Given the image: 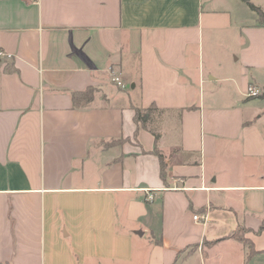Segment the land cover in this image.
I'll list each match as a JSON object with an SVG mask.
<instances>
[{"label": "crops", "instance_id": "crops-1", "mask_svg": "<svg viewBox=\"0 0 264 264\" xmlns=\"http://www.w3.org/2000/svg\"><path fill=\"white\" fill-rule=\"evenodd\" d=\"M0 49V264H264L243 0H0Z\"/></svg>", "mask_w": 264, "mask_h": 264}, {"label": "trees", "instance_id": "trees-1", "mask_svg": "<svg viewBox=\"0 0 264 264\" xmlns=\"http://www.w3.org/2000/svg\"><path fill=\"white\" fill-rule=\"evenodd\" d=\"M247 6L249 7L250 10H252L255 15H256V22L257 24L264 25V9H262L260 6L253 4L249 0H243ZM93 95V89L92 88H87L83 91H73L71 93V97L73 100V104L75 106L80 105L81 103H86L91 100ZM261 95H264V91L261 93ZM134 112V120L136 122H139L141 124H144L148 118V114L150 113L151 109L143 110L141 108L136 107ZM157 155L159 157V162H160V175L162 178L165 177V169H166V164L164 161V157L162 154H160L158 151ZM264 226V223H263ZM244 228H237L235 229L229 236L234 237L241 242L248 243V240L244 237Z\"/></svg>", "mask_w": 264, "mask_h": 264}, {"label": "built area", "instance_id": "built-area-1", "mask_svg": "<svg viewBox=\"0 0 264 264\" xmlns=\"http://www.w3.org/2000/svg\"><path fill=\"white\" fill-rule=\"evenodd\" d=\"M0 55H5V53L0 49ZM111 80L113 81V82H115V84L116 85H118V86H121V87H123L124 86V84L122 83V81L119 79V77L118 76H116L114 73H111ZM260 94V90L257 88V87H255V86H253V85H249L248 87H247V96H251V97H253V96H257V95H259ZM153 196H154V194L153 193H149L148 194V200H152L153 199ZM199 218V215H197V214H195V215H193V219H198Z\"/></svg>", "mask_w": 264, "mask_h": 264}]
</instances>
